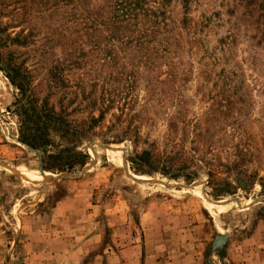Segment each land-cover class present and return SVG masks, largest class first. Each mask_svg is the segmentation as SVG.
Instances as JSON below:
<instances>
[{"label":"rangeland","instance_id":"obj_1","mask_svg":"<svg viewBox=\"0 0 264 264\" xmlns=\"http://www.w3.org/2000/svg\"><path fill=\"white\" fill-rule=\"evenodd\" d=\"M147 1L121 43L0 0V264H264L258 11Z\"/></svg>","mask_w":264,"mask_h":264},{"label":"trees","instance_id":"obj_2","mask_svg":"<svg viewBox=\"0 0 264 264\" xmlns=\"http://www.w3.org/2000/svg\"><path fill=\"white\" fill-rule=\"evenodd\" d=\"M237 1L248 10L258 11L254 19L258 29L257 42L264 45V0ZM147 3V0H44V9L72 11L77 15L74 19L82 28L103 27L108 31L106 36L111 41L129 43L135 40L139 43L142 37L154 32L158 23L157 12L146 7ZM186 4L187 0H182L183 7ZM159 5V8L163 7L164 2H159ZM138 25H141L140 30ZM135 30L139 31L134 34ZM68 167H71L70 161L61 165L62 169Z\"/></svg>","mask_w":264,"mask_h":264},{"label":"water","instance_id":"obj_3","mask_svg":"<svg viewBox=\"0 0 264 264\" xmlns=\"http://www.w3.org/2000/svg\"><path fill=\"white\" fill-rule=\"evenodd\" d=\"M66 176H67L66 174H60V175H57L54 177H66ZM228 236H229V234L226 231H224L222 233H216L215 234L214 241L210 247L211 255H213L214 253H219L222 250L224 244L226 243V241L228 239Z\"/></svg>","mask_w":264,"mask_h":264},{"label":"crops","instance_id":"obj_4","mask_svg":"<svg viewBox=\"0 0 264 264\" xmlns=\"http://www.w3.org/2000/svg\"><path fill=\"white\" fill-rule=\"evenodd\" d=\"M49 254H51V253H49V251H47V255H49ZM48 264V263H47Z\"/></svg>","mask_w":264,"mask_h":264},{"label":"bare ground","instance_id":"obj_5","mask_svg":"<svg viewBox=\"0 0 264 264\" xmlns=\"http://www.w3.org/2000/svg\"><path fill=\"white\" fill-rule=\"evenodd\" d=\"M219 232H221V233H222V231H220V230H219Z\"/></svg>","mask_w":264,"mask_h":264}]
</instances>
